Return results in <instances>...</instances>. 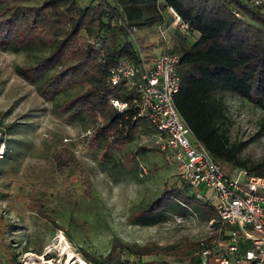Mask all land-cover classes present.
<instances>
[{"label":"trees","instance_id":"1","mask_svg":"<svg viewBox=\"0 0 264 264\" xmlns=\"http://www.w3.org/2000/svg\"><path fill=\"white\" fill-rule=\"evenodd\" d=\"M169 7L191 28L190 35L174 30L170 45L156 33L159 24L167 27L172 24ZM120 19L138 27L139 45L119 25ZM139 47L148 62L161 53L179 54L181 87L175 103L193 136L220 164L264 176V160L250 164L241 158L247 142L231 141L226 105L220 97L221 92L231 91L264 110V4L257 7L245 0H89L85 4L83 0H0V49L35 53V61L17 65L16 73L36 85L45 100L55 102L58 116L92 118L95 123L90 147L95 152L103 151L104 158L111 150L127 146L138 134H157L148 119L135 118L137 108L133 98L139 96L138 91L130 89L124 80L118 85L109 82L111 70L122 58L140 61ZM72 90H76L75 94ZM113 98L128 102L129 108L119 111L111 103ZM260 133L264 134V123ZM4 136L3 129L0 141L6 146ZM11 141L14 139L8 140L12 151ZM147 150L146 146L140 149ZM156 150L172 159L159 145ZM47 159L75 201L76 197H92L93 182L72 148L57 147ZM202 188L194 189L181 175L179 182L166 180L160 197L149 203L136 223L160 222L163 212L156 210L161 198L173 191L182 204L179 206L182 212L187 210L188 203L196 209L203 208L213 226L219 227L222 221L214 201L199 200L191 191ZM26 198L29 211L64 230L74 243L71 234L49 211L44 192L29 193ZM222 227L225 228L222 244H225L230 231ZM218 241L187 240L152 246L115 238L105 255L96 256L80 247L78 252L91 264H128L124 254L141 261L146 257L167 260L180 256L186 264H202L203 248L216 249L221 245ZM251 247L249 242L240 244L241 251ZM0 263L6 264L1 259Z\"/></svg>","mask_w":264,"mask_h":264},{"label":"rangeland","instance_id":"2","mask_svg":"<svg viewBox=\"0 0 264 264\" xmlns=\"http://www.w3.org/2000/svg\"><path fill=\"white\" fill-rule=\"evenodd\" d=\"M88 1L83 0V4ZM174 29L171 25V36ZM35 57V53L0 49V128L7 139L6 146L0 141V153H4L0 157V259L6 264H91L78 252V247L96 256L105 255L115 238L152 246L206 239L219 240L222 245V226L231 227L223 222L214 227L203 208L196 209L189 203L182 212V204L173 191L161 198L156 210L163 212L160 222L136 223L149 203L160 197L166 180L179 182L178 166L156 150V133L138 134L127 146L111 150L105 158L103 151H93V119L58 116L55 102L45 100L36 85L16 73L17 65L32 63ZM75 92L72 90V94ZM220 97L226 105L231 141L247 142L241 158L250 164L264 160V134L260 133L264 110L231 91L221 92ZM9 138L14 139L10 142L12 151ZM143 146L148 150L140 151ZM57 147L75 151L93 182L92 197H76L75 201L47 159ZM141 164L147 167L148 174L142 173ZM221 165L229 175L238 170L230 164ZM191 191L199 200L213 201L208 188ZM40 192L45 193L49 211L71 234L74 243L64 230L28 210L26 195ZM180 217L184 221L178 222ZM245 228L252 230L253 226L246 224ZM124 259L128 264H186L180 256L167 260L146 257L141 261L124 254Z\"/></svg>","mask_w":264,"mask_h":264},{"label":"built area","instance_id":"3","mask_svg":"<svg viewBox=\"0 0 264 264\" xmlns=\"http://www.w3.org/2000/svg\"><path fill=\"white\" fill-rule=\"evenodd\" d=\"M245 1L257 7L264 4V0ZM168 10L174 30L190 35L189 23L174 8ZM118 23L139 45L138 27L121 19ZM170 26L159 24L156 28L159 39L167 43L171 36ZM139 55L138 63L128 58L119 61L111 70L110 85H118L124 80L130 89L138 91L139 96L133 98L137 108L135 118H146L152 123L158 134L157 144L162 151L172 155L182 178L194 189L208 188L214 197L218 218L231 227L225 244L216 249L203 248L200 253L202 264H264V176L245 169L227 174L210 151L193 136L175 103V95L181 87L177 68L179 54L161 53L153 62H148L139 47ZM111 103L121 112L129 108L128 102L118 98H113ZM2 134L3 128H0V136ZM3 154L1 152L0 156ZM140 169L143 174H148L145 165L141 164ZM182 221L184 219L180 217L178 222ZM246 224H251L253 229H246ZM242 241L249 242L252 247L241 251Z\"/></svg>","mask_w":264,"mask_h":264},{"label":"crops","instance_id":"4","mask_svg":"<svg viewBox=\"0 0 264 264\" xmlns=\"http://www.w3.org/2000/svg\"><path fill=\"white\" fill-rule=\"evenodd\" d=\"M213 197V196H212ZM213 201H214V197H213ZM229 231H230V229H229Z\"/></svg>","mask_w":264,"mask_h":264}]
</instances>
